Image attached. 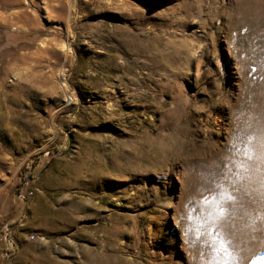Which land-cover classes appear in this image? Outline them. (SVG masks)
I'll list each match as a JSON object with an SVG mask.
<instances>
[{
  "label": "rangeland",
  "instance_id": "1",
  "mask_svg": "<svg viewBox=\"0 0 264 264\" xmlns=\"http://www.w3.org/2000/svg\"><path fill=\"white\" fill-rule=\"evenodd\" d=\"M0 264H264V0H0Z\"/></svg>",
  "mask_w": 264,
  "mask_h": 264
},
{
  "label": "trees",
  "instance_id": "2",
  "mask_svg": "<svg viewBox=\"0 0 264 264\" xmlns=\"http://www.w3.org/2000/svg\"><path fill=\"white\" fill-rule=\"evenodd\" d=\"M26 171H29L28 168H23L21 173H20V177L22 179V181L19 185L20 187H23L29 178H33L32 172L26 173Z\"/></svg>",
  "mask_w": 264,
  "mask_h": 264
}]
</instances>
